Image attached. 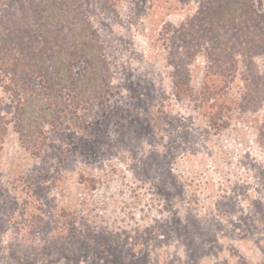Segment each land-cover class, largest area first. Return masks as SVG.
Returning a JSON list of instances; mask_svg holds the SVG:
<instances>
[{"label": "rangeland", "instance_id": "obj_1", "mask_svg": "<svg viewBox=\"0 0 264 264\" xmlns=\"http://www.w3.org/2000/svg\"><path fill=\"white\" fill-rule=\"evenodd\" d=\"M200 5L0 0L7 45L46 19L108 66L95 68L104 97L46 126L37 156L0 81V264H264V99L215 132L173 91L175 67L195 90L206 74V42L183 31ZM243 93L239 76L232 95Z\"/></svg>", "mask_w": 264, "mask_h": 264}, {"label": "trees", "instance_id": "obj_2", "mask_svg": "<svg viewBox=\"0 0 264 264\" xmlns=\"http://www.w3.org/2000/svg\"><path fill=\"white\" fill-rule=\"evenodd\" d=\"M47 1L56 5L59 0ZM107 1L114 4L116 0ZM48 2L43 0L47 6ZM200 4L186 19L183 31L186 39L192 32L196 34L193 42H206L201 45L206 74L200 89L195 90L189 76L175 67L173 91L177 99L194 102L209 127L220 132L230 126L238 105L245 107L256 98L264 99V68L257 62L264 59V0L261 4L258 0H200ZM42 13L45 10L41 17ZM45 20L34 31L20 35L16 46L0 39V81L16 103L21 139L36 156L46 146V126L55 128L62 116L75 114L86 103L104 97L98 90L95 68L108 71L104 55L100 50L97 53L92 40L71 43L76 35L69 34L66 26L55 25L52 30ZM87 58L91 66L84 63ZM239 76L244 85L241 99L232 95ZM5 120L0 107V147Z\"/></svg>", "mask_w": 264, "mask_h": 264}]
</instances>
